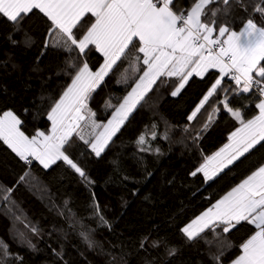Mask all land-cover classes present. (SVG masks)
Masks as SVG:
<instances>
[{
  "label": "trees",
  "instance_id": "obj_1",
  "mask_svg": "<svg viewBox=\"0 0 264 264\" xmlns=\"http://www.w3.org/2000/svg\"><path fill=\"white\" fill-rule=\"evenodd\" d=\"M194 2L174 0L172 7L179 12ZM243 2L249 5L247 12L234 3L227 14L217 3L205 11L221 8L217 23L235 31L248 18L264 26L259 15H249L252 0ZM202 20L208 22L207 17ZM92 22L94 17L86 16L73 34L79 38ZM54 39L51 20L38 9L22 14L18 24L0 14V114L13 111L29 137L36 131L50 132L48 113L71 84L75 74L71 64L79 67L87 61L95 72L104 63L94 46L80 54L75 46L68 51L54 45ZM145 69L142 58L135 63L131 55L121 57L89 94L87 105L96 113V121L111 119ZM218 76L214 69L203 77L193 76L176 96L171 92L179 79L160 77L99 157L86 143L92 141L91 133H75L64 151L94 181L90 185L65 162L49 168L32 158L27 163L0 139V264H231L236 260L242 254L240 245L256 231L254 225L241 222L228 233L218 225L194 239L183 232L264 164L261 141L213 180L202 173L191 175L240 127L220 101L227 97L229 107L239 109L245 121L259 113V95L253 90L233 92L239 86L225 78L222 87L229 90H218L189 120ZM214 108L220 110L214 113ZM141 135L143 144L138 143ZM93 193L110 227L94 214ZM81 233L93 241L91 247Z\"/></svg>",
  "mask_w": 264,
  "mask_h": 264
},
{
  "label": "snow or ice",
  "instance_id": "obj_2",
  "mask_svg": "<svg viewBox=\"0 0 264 264\" xmlns=\"http://www.w3.org/2000/svg\"><path fill=\"white\" fill-rule=\"evenodd\" d=\"M173 2L174 0H0V14L14 24L19 23L22 14L27 15L33 9H38L54 26V45L63 46L68 51L75 46L80 54L89 45H94L104 57V63L95 72L90 69L87 61H82V66L79 67L75 63L70 65L75 74L71 77V84L48 113V119L52 123L49 134L36 131L30 138L21 131L20 118L9 110L0 115V139L21 159L28 161L29 156H32L44 168L57 161L65 162L90 185L94 181L64 151L81 121H86L92 129H103L94 134L92 141H86L99 157L112 136L160 77L179 79L178 86L171 92L172 96H176L193 74L202 77L210 69H218V78L188 119L192 120L218 90H229L222 87L225 77H230L239 86L233 88V92L242 94L255 89L259 93V103L256 104L259 115L245 121L239 109L229 107L227 97L220 101L223 108L239 121L240 127L231 133L229 143L207 157L191 175L202 173L207 179H212L264 141V26H258L252 18H248L240 30L235 31L226 23H217L221 8L205 11L207 6L217 3L223 5V12L227 14L230 5L234 3L247 12L249 5L244 4L243 0H195L189 9L179 12L173 10ZM89 13L94 17V22L77 38L73 29ZM249 15H259L264 19V0H252ZM202 17H207L208 22H204ZM47 46L46 43L45 47ZM127 55H131L135 63H139L142 58L146 69L135 87L115 107L111 119L106 124L97 123L94 119L96 113L87 105L89 94L113 65ZM219 110L214 108L213 112ZM211 119L209 116V121ZM79 138L84 140L83 135ZM144 142L145 138L141 135L138 143ZM20 179L23 180L24 177L21 176ZM8 191L11 192L12 189ZM92 195L94 214L102 224L108 225L99 202L94 199L95 193ZM241 222L254 225L256 231L240 245L242 254L233 264H264V164L193 220L183 232L192 239L210 224H220L224 226L223 232L228 233ZM32 231L35 232L36 229ZM81 235L91 247L93 241L88 239L87 234ZM6 247L3 246L4 249ZM174 251L175 249L171 250ZM4 255H7L6 251ZM216 260L219 261V257Z\"/></svg>",
  "mask_w": 264,
  "mask_h": 264
},
{
  "label": "rangeland",
  "instance_id": "obj_3",
  "mask_svg": "<svg viewBox=\"0 0 264 264\" xmlns=\"http://www.w3.org/2000/svg\"><path fill=\"white\" fill-rule=\"evenodd\" d=\"M152 86H153V85H152ZM149 91H150V90H149ZM149 91H148V92H149ZM148 92H147V93H148ZM147 93H146V94H147ZM146 94H145V95H146ZM138 104H139V103H138ZM138 104H137V105H138ZM136 107H137V106H136ZM136 107H135V108H136ZM135 108L133 109V111L135 110ZM133 111H132V112H133ZM132 112H131V113H132ZM131 113L129 114V116L131 115ZM2 114H3V113H2ZM2 114H0V115H2ZM129 116H128V118H129ZM128 118H127V119H128ZM94 119H95V118H94ZM127 119L124 121V123L127 121ZM95 121H96V120H95ZM96 122H97V123H102V122H99V121H96ZM124 123H123V124H124ZM102 124H106V123H102ZM123 124H122V125H123ZM122 125L120 126V128L122 127ZM20 128H21V127H20ZM120 128H119V130H120ZM119 130H118V131H119ZM21 131H22V130H21ZM82 131H86V133H88V134L91 133V135L94 136L95 133H98V132H100V131H103V129H92L91 126H90L86 121H81V122H80V127L77 129L76 132H73V133H72L71 137H72L75 133H79V132L81 133ZM118 131H117V132H118ZM117 132H116V133H117ZM116 133H115V135H116ZM45 134L47 135V134H49V133H46V132H45ZM25 135H26V134H25ZM115 135H113L112 138H113ZM71 137H70V138H71ZM30 138H31V137H30ZM112 138H111V140H112ZM111 140H110V141H111ZM110 141L108 142V144L110 143ZM108 144H107V146H108ZM107 146H106V147H107ZM106 147H105V149H106ZM105 149H104V150H105ZM102 153H103V152H102ZM102 153H101V154H102ZM29 158H32L33 160H36V159H35L34 157H32V156H29ZM39 163H40V162H39ZM41 165H42V164H41ZM52 165H53V164H52ZM52 165H51V166H52ZM42 166H43V165H42ZM229 166H230V165H229ZM43 167H44V166H43ZM227 167H228V166H227ZM227 167H226V168H227ZM48 168H49V167H48ZM226 168H224V169H226ZM224 169H223V170H224ZM223 170H222V171H223ZM222 171L218 172V173H217L212 179H207V178H206V179H207V180H213V179H214L215 177H217Z\"/></svg>",
  "mask_w": 264,
  "mask_h": 264
},
{
  "label": "crops",
  "instance_id": "obj_4",
  "mask_svg": "<svg viewBox=\"0 0 264 264\" xmlns=\"http://www.w3.org/2000/svg\"><path fill=\"white\" fill-rule=\"evenodd\" d=\"M33 10H34V9H33ZM86 16H92V15L89 13V14H86L85 17H86ZM85 17H83L82 20H83ZM74 29H75V28H74ZM74 29H73V30H74ZM214 37H215V34H214ZM90 46H94V45H89L88 48H89ZM94 47H95V46H94ZM95 48H96V47H95ZM86 49H87V48H86ZM86 49H85V50H86ZM96 49H97V48H96ZM97 50H98V49H97ZM98 51H99V50H98ZM99 52H100V51H99ZM100 53H101V52H100ZM101 54H102V53H101ZM102 55H103V54H102ZM118 61H119V60H118ZM118 61H117V62H118ZM117 62H116V63H117ZM115 65H116V64H115ZM115 65H113V67H114ZM113 67H112V68H113ZM111 70H112V69H111ZM111 70H110V71H111ZM210 70H213V69H210ZM210 70H209V71H210ZM214 70L219 71L218 69H214ZM110 71L108 72V74L110 73ZM206 73H207V72H206ZM206 73H205V74H206ZM108 74H107V75H108ZM205 74H204V75H205ZM107 75H106V76H107ZM204 75H203V76H204ZM106 76H105V77H106ZM193 76H196V75L193 74ZM193 76H192V77H193ZM203 76H202V77H203ZM105 77H104V78H105ZM192 77H190V78H192ZM199 77H201V76H199ZM104 78H103V79H104ZM190 78H189V79H190ZM225 78H230V77H225ZM225 78H224V79H225ZM98 85H99V84H98ZM98 85H97V86H98ZM97 86H96V87H97ZM96 87H95V88H96ZM134 87H135V86H134ZM258 115H259V113H258ZM51 127H52V124H51ZM228 143H229V142H228ZM258 144H259V143H258ZM258 144H257V145H258ZM255 146H256V145H255ZM255 146H254V147H255ZM254 147H253V148H254ZM253 148H252V149H253ZM250 150H251V149H250ZM250 150H249V151H250ZM249 151H248V152H249ZM248 152H247V153H248ZM245 154H246V153H245ZM245 154H244V155H245ZM244 155H243V156H244ZM241 157H242V156H241ZM241 157H239L238 159H240ZM238 159H237V160H238ZM237 160H235L234 162H236ZM234 162H233V163H234ZM233 163H232V164H233ZM232 164H230V166H231ZM228 167H229V165H228ZM230 191H231V190H230ZM225 195H226V194H225ZM225 195H224V196H225ZM219 200H220V199H219ZM191 223H192V222H191ZM191 223H189V224H191ZM189 224H188V225H189ZM188 225H186L185 227H187ZM218 225H220V224H214V225L210 224L207 228H204V230H203L202 232H199L198 235H196L194 238H196L197 236H199L200 234H202L206 229L211 228V227H216V226H218ZM231 230H232V229H231ZM185 235H186V234H185ZM186 236H187V235H186ZM194 238H192V239H194ZM234 261H235V260H234ZM234 261H233V262H234ZM233 262H232L231 264H233Z\"/></svg>",
  "mask_w": 264,
  "mask_h": 264
},
{
  "label": "built area",
  "instance_id": "obj_5",
  "mask_svg": "<svg viewBox=\"0 0 264 264\" xmlns=\"http://www.w3.org/2000/svg\"><path fill=\"white\" fill-rule=\"evenodd\" d=\"M159 6V5H158ZM231 79V78H230ZM253 91H255L258 95H259V93L255 90V89H253ZM32 162V159L31 158H28V161H27V163H31Z\"/></svg>",
  "mask_w": 264,
  "mask_h": 264
}]
</instances>
